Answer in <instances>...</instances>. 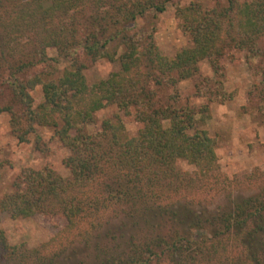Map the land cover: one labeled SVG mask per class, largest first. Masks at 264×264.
Instances as JSON below:
<instances>
[{
  "label": "trees",
  "instance_id": "16d2710c",
  "mask_svg": "<svg viewBox=\"0 0 264 264\" xmlns=\"http://www.w3.org/2000/svg\"><path fill=\"white\" fill-rule=\"evenodd\" d=\"M181 1L0 0V114L9 115L20 142L35 127L52 128L68 150L69 172L22 169L13 191L0 198V214L61 217L73 233L118 207L124 222L86 239L92 260L85 264H264V185L247 195L228 193L214 209L202 206L225 182L216 140L197 124L207 107L181 105L178 89L206 60L215 79L205 78L197 93L224 102L230 95L222 62L229 51H243L256 78L248 99L264 122V0H213L207 7ZM169 4L191 42L173 57L159 51L154 26L134 29ZM99 59L118 69L88 84L86 62ZM37 86L43 99L34 107L30 92ZM107 106L117 113L96 119ZM120 113L135 134L128 135ZM182 162L193 171H183ZM198 192L207 197L196 201ZM0 264L58 262L41 249L11 244L0 229Z\"/></svg>",
  "mask_w": 264,
  "mask_h": 264
},
{
  "label": "rangeland",
  "instance_id": "374dc122",
  "mask_svg": "<svg viewBox=\"0 0 264 264\" xmlns=\"http://www.w3.org/2000/svg\"><path fill=\"white\" fill-rule=\"evenodd\" d=\"M191 1H201L206 7L214 3L213 0H182L181 3L187 4ZM146 23L155 27L154 39L158 49L168 57H173L179 49L191 44L188 36L178 26L172 4L153 18L150 24L146 20H138L134 29ZM261 43H264V39ZM65 64L62 62L58 66L59 69ZM222 64L224 76L221 80L230 95L222 103L209 102L197 93V85L205 78L210 81L215 79L206 60L199 63V73L195 77L182 80L178 84L181 105L207 107V111L199 117L197 124L200 128L206 129L216 140L219 164L217 173L225 182V188L217 196H212L208 202L202 204L207 209H214L219 202L223 203L227 200L228 193L232 196L247 195L256 192L261 185H264V122L256 104L248 99V93L256 78L244 61L243 51H229ZM86 66L84 75L88 84L104 79L118 69L117 62L106 59L87 61ZM30 94L34 107L41 103L43 98L40 86L31 90ZM116 113L115 106H107L98 111L95 117L101 120ZM122 118L128 135L135 134L132 120L123 115ZM38 137L43 151L36 147ZM67 155L68 150L54 137L52 128L35 127V133L30 134L27 141L20 142L11 131L9 115L1 113L0 198L13 191L12 184L24 168L39 170L48 167L60 176L68 177L69 172L63 165V159ZM180 168L188 173L193 171V166L186 162H182ZM194 196L196 201L207 197L205 192H198ZM189 198L187 197L186 200ZM195 205L201 206V204ZM122 218L118 207L110 208L95 220L85 221L79 229L68 233L64 231L67 222L61 217L51 218L38 214L30 218L11 219L7 214H0V229L4 231L11 244L24 243L29 248L41 249L43 254L53 255L58 264H85L92 260L86 239L91 243L97 239L96 234L102 235L108 227L111 229L119 227ZM121 221L124 222V218ZM129 232L131 229L125 230L126 235H129Z\"/></svg>",
  "mask_w": 264,
  "mask_h": 264
}]
</instances>
